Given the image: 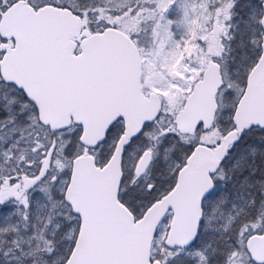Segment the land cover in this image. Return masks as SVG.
Segmentation results:
<instances>
[{"label":"water","instance_id":"water-1","mask_svg":"<svg viewBox=\"0 0 264 264\" xmlns=\"http://www.w3.org/2000/svg\"><path fill=\"white\" fill-rule=\"evenodd\" d=\"M81 27V19L67 9L46 5L34 10L24 1L13 3L0 18L1 37L14 40L0 60V76L36 107L41 125L53 132L72 123L81 126L79 142L86 148L103 142L115 121L124 122V133L103 167L95 165L92 155L72 160L64 201L79 218V225L64 264H161L151 260V245L163 216L173 211L163 245L171 250L191 247L202 220V200L210 192L201 177L207 170L214 172L221 160L213 158L207 148H196L184 171L193 179L179 181L172 196L163 197L135 220L118 200L121 158L130 140L157 117L160 102L156 94L148 100L143 97L140 55L125 34L107 28L77 43L73 38H78ZM261 48L236 105L234 129L224 136V154L244 132L253 127L264 130V36ZM222 85L219 65H208L176 115L180 133H193L198 124L210 127L215 95ZM148 162L146 152L137 173ZM186 183L190 184L186 196L176 198ZM248 247L256 260H264V239L255 236Z\"/></svg>","mask_w":264,"mask_h":264},{"label":"rangeland","instance_id":"rangeland-1","mask_svg":"<svg viewBox=\"0 0 264 264\" xmlns=\"http://www.w3.org/2000/svg\"><path fill=\"white\" fill-rule=\"evenodd\" d=\"M216 0H165L157 31L144 32L138 38L143 58L142 83L146 91H162L166 104L164 115L172 112L182 93L190 91L206 66L204 46L212 19L211 4ZM4 0H0V4ZM74 0H29L39 6L44 3L73 4ZM86 12L92 16V27L104 21L108 11L117 8V0H86ZM253 14L247 21L237 17L230 24L222 43V74L226 99H236L245 78L254 64L258 42V0L249 4ZM150 19L154 20L160 12ZM10 91V101L0 115V264H29L45 260V264H63L70 253L77 233L78 221L62 203L68 182L70 162L81 153L77 129L50 135L34 125L31 107L20 103L19 93ZM14 91L16 93L14 94ZM180 97V98H179ZM7 109V113H6ZM4 119L9 120L5 125ZM22 124V126H21ZM167 127L165 128V130ZM155 142L156 156L147 174L132 182V172L139 149L148 139L144 135L126 152L122 161V198L136 216L147 207L149 197L158 195L159 178L172 167L162 150V141ZM111 142L105 145V152ZM13 150V152H12ZM22 151V154H21ZM140 152V153H141ZM13 155L10 165L4 161ZM22 156V157H20ZM22 159V160H21ZM101 161V159L99 158ZM124 165V167H123ZM43 166V167H42ZM229 185L206 204V215L194 246L171 251L163 246L169 221L164 219L151 247V259L162 264H245V258L234 255L239 247L238 236L245 224L260 228L264 216V135H246L228 165ZM153 185L149 190L147 187ZM155 185V186H154ZM161 185V184H160ZM218 198V199H216ZM21 249H18L20 248ZM31 264V263H30Z\"/></svg>","mask_w":264,"mask_h":264},{"label":"flooded vegetation","instance_id":"flooded-vegetation-1","mask_svg":"<svg viewBox=\"0 0 264 264\" xmlns=\"http://www.w3.org/2000/svg\"><path fill=\"white\" fill-rule=\"evenodd\" d=\"M118 6L116 8L115 15L107 16L105 15V24L106 27H116L117 29H130L129 36L131 34L137 39L142 36V33L150 31H157L160 25L159 17L166 12L165 9H161L165 0H117ZM264 0H258V24H259V33H258V42L256 48V55L254 59V64L258 60L261 53V43H262V28H261V18L263 15L262 3ZM255 2V0H216L211 4L212 19L209 24L207 31V39L204 46V55L206 56V64H209L213 61H217L222 64V51L226 49L225 45L222 43L224 40L223 37L226 36V32L230 29L231 22L233 23L237 17H242L243 22L247 21V17L250 14H253L249 4ZM101 13V9L99 10ZM160 12L159 16L154 20H151V16H156ZM248 19H251L248 17ZM90 24V23H89ZM136 42V41H135ZM2 53L0 52V58ZM222 68V67H221ZM223 70V69H222ZM143 74V70H142ZM191 90V89H190ZM10 91H0V113L3 110L4 105L10 101ZM152 92H156L159 96L161 102V111L156 120L147 125L141 134L133 140L130 145L126 148L123 155V159L126 157V152L133 147L144 135L148 134L147 141L141 147V150L136 153L138 154L137 161L134 165L132 177V182L139 181L144 177L151 166V163L156 156L155 142L152 140L151 136H157V142L162 141V150L164 151V156L167 157L168 164L172 167L171 172L164 178H159L161 180V185L157 187L159 190L158 195L148 198L147 206H150L154 202L160 200L163 196H166L173 192L175 187L178 184L180 179L181 172L186 168L188 160L193 154L194 150L203 146L211 150L212 156L217 159H223L220 167L214 172L207 170V175L202 177V181H209L212 185V192L207 196L203 201V217L205 218L206 211L205 206L209 204L215 194L224 190L226 192L227 186L229 185L230 174L228 172V165L235 155V151L238 146L241 144L242 140L246 135L251 133H260L264 135V132L259 129H252L245 134L241 142L237 146L229 149L224 155L225 144L223 143V138L225 134L234 128L233 124V113L236 107L235 99L229 101L223 96V91H218L216 95L217 110L213 119L212 126L210 128L204 129L203 125H199L194 133L192 134H180L177 132L175 127V116L177 112L183 107L185 99L191 91H185L182 93V97L178 100L176 107L172 108V112L167 115H164V107L166 104L165 94L162 91H146L145 87L142 84V94L145 98H149V95ZM243 92V91H242ZM241 92V94H242ZM240 94V96H241ZM239 96V97H240ZM180 98V97H179ZM239 99V98H238ZM238 101V100H237ZM10 104V103H9ZM26 106V102L23 103ZM7 113V109H6ZM4 115V114H3ZM3 115H0L2 117ZM8 121L4 119L5 125H8ZM22 126V124H21ZM167 129L165 130V128ZM79 129L76 127H71L70 129ZM123 124L122 122L115 123L107 133L105 143L98 147L96 150L92 151L93 156L95 157L96 164L100 165L105 162L111 150L113 149L116 141L123 134ZM111 142L110 149L108 152H105V145ZM13 152V150H12ZM83 151H81L82 153ZM141 152V153H140ZM144 152H150V163L147 169L140 173L136 174L137 163ZM22 154V151H21ZM22 157V156H20ZM17 158L13 155L10 159L4 161L5 165H10L13 160ZM101 159V161L99 160ZM22 160V159H21ZM43 167V166H42ZM124 167V165H123ZM125 177V176H124ZM123 177V179H124ZM193 177L190 174H185L182 177L183 182H190ZM153 185H149L147 190H149ZM155 186V185H154ZM183 186H187L186 184ZM191 196V195H188ZM177 197V196H176ZM120 199L121 201L129 206L125 200L122 198V192L120 190ZM218 199V198H216ZM63 203V197H62ZM173 218V213L171 211L167 212L164 219H168L169 223ZM203 218V219H204Z\"/></svg>","mask_w":264,"mask_h":264},{"label":"snow or ice","instance_id":"snow-or-ice-1","mask_svg":"<svg viewBox=\"0 0 264 264\" xmlns=\"http://www.w3.org/2000/svg\"><path fill=\"white\" fill-rule=\"evenodd\" d=\"M255 236L264 239V229H258L256 224H245L242 226L237 240L239 247L234 250L233 254L237 256L242 255L245 258V264H264V260L258 261L254 258L251 249L248 247V241Z\"/></svg>","mask_w":264,"mask_h":264},{"label":"trees","instance_id":"trees-1","mask_svg":"<svg viewBox=\"0 0 264 264\" xmlns=\"http://www.w3.org/2000/svg\"><path fill=\"white\" fill-rule=\"evenodd\" d=\"M12 1H13V0H12ZM12 1H11V2H12ZM7 2H8V1H7ZM7 2H6V3H7ZM6 3H5V4H6ZM5 4H4V5H5ZM1 8H2V7H1ZM1 8H0V10H1ZM72 8L75 9L74 7H72ZM0 166H3V165H1V163H0ZM18 249H21V247L18 248ZM30 263H31V264H45V260L43 259L42 261H41V260L38 261V258H37L36 260H32L31 262H29V264H30Z\"/></svg>","mask_w":264,"mask_h":264}]
</instances>
